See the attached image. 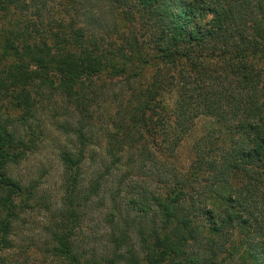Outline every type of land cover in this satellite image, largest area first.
<instances>
[{
    "label": "trees",
    "instance_id": "trees-1",
    "mask_svg": "<svg viewBox=\"0 0 264 264\" xmlns=\"http://www.w3.org/2000/svg\"><path fill=\"white\" fill-rule=\"evenodd\" d=\"M48 3L0 0V264L33 214L61 264H264V0Z\"/></svg>",
    "mask_w": 264,
    "mask_h": 264
},
{
    "label": "rangeland",
    "instance_id": "rangeland-1",
    "mask_svg": "<svg viewBox=\"0 0 264 264\" xmlns=\"http://www.w3.org/2000/svg\"><path fill=\"white\" fill-rule=\"evenodd\" d=\"M48 9L53 11V14H59L63 9L62 0H49ZM49 21L45 20L44 25H47ZM49 24V23H48ZM126 29H135L138 28L135 23L126 22ZM47 28V27H46ZM112 40L106 37V40L101 41V47L106 44H111ZM122 41L118 40V43ZM152 72V69L149 70ZM173 93H166L164 99L165 104L168 106H172L174 101ZM163 101V100H162ZM110 108H105L104 111L109 110ZM157 121L165 120L170 117V109L169 107L166 110L157 112ZM94 123L97 125L96 129L103 128L100 121V118L96 116L94 110ZM208 125V120L205 118H201L198 120L196 127L194 130L184 139L181 143L177 151V163L181 166H187L192 162L194 158V144L195 142L201 138L204 133V129H206ZM38 153L32 155L27 163L22 165L17 170V174L23 175L25 172H30V174L34 177L38 176L42 171L47 170V175L44 178L45 183H43V187L51 194L52 197H58L60 190L58 189L60 186V162L57 157L56 151L54 150L51 144L43 145ZM46 217L43 214H33L29 216L22 225L20 231L23 233L20 236H17L16 244L17 250L8 251L11 257H17L16 254H21L20 259L24 261L26 264H61L55 260H51L50 258H45V254L41 251V247L44 244V239L42 238V228L45 223ZM91 226H95L91 224ZM93 229H87L88 235L91 237ZM26 251V253H22Z\"/></svg>",
    "mask_w": 264,
    "mask_h": 264
}]
</instances>
